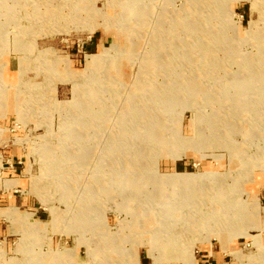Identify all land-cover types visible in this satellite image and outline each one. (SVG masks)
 <instances>
[{"label":"rangeland","instance_id":"rangeland-1","mask_svg":"<svg viewBox=\"0 0 264 264\" xmlns=\"http://www.w3.org/2000/svg\"><path fill=\"white\" fill-rule=\"evenodd\" d=\"M263 190L264 0H0V264H264Z\"/></svg>","mask_w":264,"mask_h":264},{"label":"crops","instance_id":"crops-1","mask_svg":"<svg viewBox=\"0 0 264 264\" xmlns=\"http://www.w3.org/2000/svg\"><path fill=\"white\" fill-rule=\"evenodd\" d=\"M175 170L176 171H182V169H185L186 166H189L186 164V162H181L178 161L175 163ZM20 181V180H19ZM18 183V182H17ZM263 184L261 179H258L257 183L255 184ZM14 184L13 183L11 186L12 187ZM19 190V189H18ZM16 191V190H15ZM263 193V197H264V190L262 191ZM257 194V192H254ZM21 194H9V192H0V208H5V207H10V206H14L18 208V211L20 210V206L19 204H23L25 202H27L26 197H21ZM259 195V194H257ZM4 205V206H2ZM20 212V211H19ZM0 216H5V215H0ZM6 217V216H5ZM264 226V223H261ZM7 227L5 228L4 226L0 225V236H2L4 239H6V235H9L8 231H7ZM256 230V229H254ZM258 233V232H257ZM264 233V229L263 231H261V238H262V243L264 244V237L263 234ZM222 242V241H221ZM230 242V241H229ZM224 246V250L222 248L221 245H217L213 242H206L201 244V246L199 247L198 253L199 256H196V264H230L231 262L227 259V250L229 251H233L234 248L230 247L228 244L229 243H221ZM228 248V249H227Z\"/></svg>","mask_w":264,"mask_h":264},{"label":"bare ground","instance_id":"bare-ground-1","mask_svg":"<svg viewBox=\"0 0 264 264\" xmlns=\"http://www.w3.org/2000/svg\"><path fill=\"white\" fill-rule=\"evenodd\" d=\"M137 1H139V0H132V3H136ZM216 2L217 1H219V0H215ZM185 19V18H184ZM184 19H183V21L182 22H180V23H184V25H185V22H184ZM191 24V26L192 27H195V29L197 28V26L199 27V24H200V22L198 23V22H190ZM130 27V26H129ZM136 27V26H135ZM185 27V26H184ZM130 30V29H129ZM195 31V30H194ZM193 31V32H194ZM128 32V31H127ZM194 34H196V32H194ZM186 40H187V44H188V46L189 47H187L186 48ZM196 40L194 39V42H191V34H190V38H186L185 40H183L181 43H180V49H179V57H180V60H181V62H183L184 61V59H186L187 58V60L185 61L186 62V64H187V62L189 61V63L191 64V62H192V60H191V57H192V54H191V51H192V48L194 49L195 48V46H196ZM196 48L198 49L199 48V44H198V46H196ZM187 51H189V53L187 52ZM184 65H185V63L183 62L182 63V65L181 66H183L184 67ZM238 65L240 66V67H242V68H247L249 65H251V62H249V61H238ZM256 66H257V64H256ZM244 70H247V72H249L248 70V68L247 69H244ZM244 70H240V71H244ZM257 72V71H255V70H250V72ZM144 80V79H143ZM149 86V85H148ZM142 87V86H141ZM232 88V87H231ZM152 93V92H151ZM191 104V103H190ZM173 110V109H172ZM262 119V118H261ZM197 144V143H196ZM48 164H50V163H48ZM57 164H58V162H57ZM208 174L206 173V172H199V173H194V174H183V175H181V176H185V179L186 180H188L189 182H198V184L199 185H203L205 182L204 181H201V180H206V179H208V177H210V178H212V176H207ZM219 176V175H218ZM217 177V176H216ZM200 180V181H199ZM200 182V183H199ZM204 182V183H203ZM207 185V184H206ZM211 199H216V201L222 206V201H221V199L220 198H215V197H211ZM204 200H206V199H204ZM234 205L235 204H233V202H231V203H229L228 204V206L226 207L227 209H228V211H229V213L227 214V216H231L232 217V215H231V210H233V217L236 215L235 214V211H234ZM255 206H256V204H255ZM259 206V205H258ZM257 208V207H256ZM257 210V213H262V212H264V208H261V209H259V208H257L256 209ZM255 210V211H256ZM253 211V210H252ZM249 213V212H248ZM211 213H206V212H204L203 213V215H202V217H204L205 219H207L208 220V218L210 217L211 219H212V222L213 223H217L218 222V220L220 219H222V215L220 216V217H218L219 219L217 220V215H213V211H212V215H210ZM247 214V213H246ZM240 215H242V209H240V212H239V216ZM245 216V215H244ZM248 216V215H247ZM252 216V215H251ZM232 217V218H233ZM258 218V217H257ZM246 219H248L247 217H246ZM250 224H255V220L254 219H252V218H250ZM249 222H248V224H249ZM233 223V219L232 220H230L229 221V223L228 224H232ZM181 224H183V222L181 223ZM179 225V224H178ZM258 225H261V224H258ZM205 226H207V222H205ZM181 227V226H180ZM258 237L259 236H254V240L256 241V243H260V241H259V239H258Z\"/></svg>","mask_w":264,"mask_h":264}]
</instances>
